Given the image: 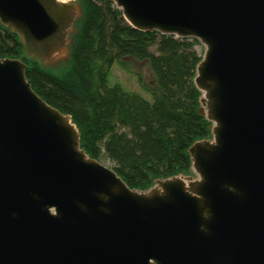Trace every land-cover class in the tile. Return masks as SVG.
Masks as SVG:
<instances>
[{
    "label": "water",
    "instance_id": "95a60500",
    "mask_svg": "<svg viewBox=\"0 0 264 264\" xmlns=\"http://www.w3.org/2000/svg\"><path fill=\"white\" fill-rule=\"evenodd\" d=\"M143 32L205 47L195 85L212 138L193 175L131 189L91 158L70 115L0 58V264H264V0H111ZM71 0H0L42 65L68 53Z\"/></svg>",
    "mask_w": 264,
    "mask_h": 264
},
{
    "label": "trees",
    "instance_id": "16d2710c",
    "mask_svg": "<svg viewBox=\"0 0 264 264\" xmlns=\"http://www.w3.org/2000/svg\"><path fill=\"white\" fill-rule=\"evenodd\" d=\"M79 3L82 16L61 72L28 57L20 37L1 22L0 58L26 63L34 91L72 117L86 153L109 160L131 189L145 191L156 180L193 175L190 147L212 138L194 82L204 54L196 49L200 42L137 30L111 0ZM144 61L153 77H139V83L148 97L112 84L115 65L130 72Z\"/></svg>",
    "mask_w": 264,
    "mask_h": 264
},
{
    "label": "rangeland",
    "instance_id": "374dc122",
    "mask_svg": "<svg viewBox=\"0 0 264 264\" xmlns=\"http://www.w3.org/2000/svg\"><path fill=\"white\" fill-rule=\"evenodd\" d=\"M71 1L80 5L79 0H71ZM75 31L76 30L74 26L73 33ZM196 49L199 51V53H204L205 51V47L203 45H198ZM69 57H70V47L68 48V53L65 56H62L60 58H55L52 61H50L48 64H46L45 66L43 65V66L52 71L61 72L63 69H65L68 66ZM139 77H142L147 82H150L152 80L153 76H152V72H151L148 62L146 61L136 62V64H134V66L131 68L130 72H127L124 69H122L120 66L115 65L112 69L110 79H111L112 84L120 83L127 90L139 92L148 97V95L144 93L141 88V85L139 83ZM100 162H102L106 166L112 167V163L109 160L102 159Z\"/></svg>",
    "mask_w": 264,
    "mask_h": 264
}]
</instances>
